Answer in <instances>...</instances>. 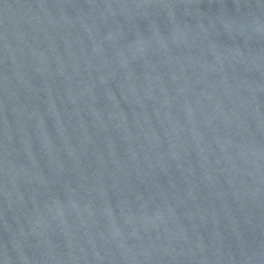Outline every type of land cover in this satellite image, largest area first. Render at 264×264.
Masks as SVG:
<instances>
[{"label": "water", "instance_id": "95a60500", "mask_svg": "<svg viewBox=\"0 0 264 264\" xmlns=\"http://www.w3.org/2000/svg\"><path fill=\"white\" fill-rule=\"evenodd\" d=\"M0 264H264V0H0Z\"/></svg>", "mask_w": 264, "mask_h": 264}]
</instances>
